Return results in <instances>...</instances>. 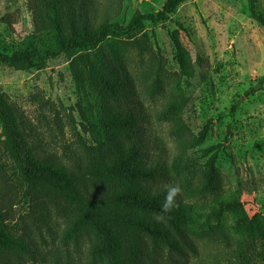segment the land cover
<instances>
[{
    "label": "rangeland",
    "instance_id": "374dc122",
    "mask_svg": "<svg viewBox=\"0 0 264 264\" xmlns=\"http://www.w3.org/2000/svg\"><path fill=\"white\" fill-rule=\"evenodd\" d=\"M165 0H93L100 15L119 11L114 21L126 24L135 12L156 13ZM257 10L264 15V0H257ZM177 30L188 51L194 73L182 79L188 106L183 119L192 136H197L209 122L204 141L186 151L191 170L186 176L197 183L203 165L213 158L221 194L238 199L249 214L264 217V90L251 92L264 79V27L254 20L247 0H186L164 22H144L140 32L121 39V50L108 41L126 80L116 101L102 95L97 87L82 82L72 69L73 57L62 54L40 69L15 70L0 63V92L26 121L27 140L45 150L53 159L67 163L83 143H103V121L113 115L133 113L139 142L138 155L143 165L169 167L177 154V138L170 133L168 121L158 117L170 86L178 72L168 31ZM33 35L31 15L26 0H0V52L10 53L30 47ZM144 42L161 59V84L151 87L145 71L148 55L139 56L134 43ZM103 51L106 47L101 46ZM107 51V50H106ZM120 70V69H119ZM235 105V108L231 109ZM0 124V141L2 140ZM212 147L206 156L201 150ZM13 167L0 152V172L14 178ZM197 171V173H195ZM171 184L163 178L152 185ZM207 194L205 200L189 203L202 206L205 212L218 209ZM45 204L35 210L27 198L19 196L8 216L13 223L23 220L34 228L37 253L28 264H105L90 253V232L73 237L67 234L71 217L65 200L47 192ZM117 207L112 202L102 209ZM108 213V212H102ZM131 214V213H130ZM33 215V216H32ZM107 215V214H106ZM108 217V216H107ZM216 221L210 218L208 223ZM205 218L178 229L173 246L153 245L139 234L132 264H205L218 253L222 244L205 234ZM264 264V260L261 262Z\"/></svg>",
    "mask_w": 264,
    "mask_h": 264
},
{
    "label": "trees",
    "instance_id": "16d2710c",
    "mask_svg": "<svg viewBox=\"0 0 264 264\" xmlns=\"http://www.w3.org/2000/svg\"><path fill=\"white\" fill-rule=\"evenodd\" d=\"M92 1L26 0L33 23L30 47L0 52V63L15 70L40 69L49 60L66 54L73 57L71 67L82 82L92 84L102 95L116 101L127 72L110 50L108 41H113L112 45L119 47L122 55L126 49L122 38L139 33L144 22H164L186 0H165L156 13L135 12L126 24L114 21L119 11L109 15L110 7L100 15ZM247 1L251 17L264 27V15L257 10V0ZM167 35L178 72L158 117L168 121L170 133L177 138V154L170 164L171 178L165 164L150 167L141 163L137 117L131 111L120 115L107 112L102 123L103 143L95 146L83 143L79 152L73 153L65 163L27 140L26 121L0 92V152L12 164L14 176L0 172V264H28L38 252L33 240L34 228L25 223L28 220L13 223L8 213L21 196L30 201L34 215V209L45 204L43 196L47 192L65 200L69 207L67 234L76 237L92 233L90 253L105 264H132L136 253L130 249L138 245L139 234L153 245L173 246L178 229L203 217L207 224L205 234L217 245L222 244V249L205 264H261L264 260V217L256 213L249 215L238 199H229L218 191L212 166L215 154L203 165L195 185L186 176L192 166L185 161L186 151L204 141L211 125L207 122L197 136H192L184 122L188 99L184 97L181 80L191 78L194 68L178 31H168ZM102 45L107 51H103ZM134 46L139 56L148 55L145 71L152 80L151 87L158 88L163 70L161 59L142 41ZM262 90L264 79L250 91ZM211 151L212 147L201 150L204 156ZM163 178L171 181L170 186L180 189L179 206L163 214V220H157L168 184L161 187L152 184ZM207 194L219 206L210 214L204 207ZM189 198L205 200L198 206L189 203ZM110 202L117 208L104 211L102 208ZM210 218L216 222L208 223ZM64 264L79 263L66 260Z\"/></svg>",
    "mask_w": 264,
    "mask_h": 264
},
{
    "label": "clouds",
    "instance_id": "9594fccd",
    "mask_svg": "<svg viewBox=\"0 0 264 264\" xmlns=\"http://www.w3.org/2000/svg\"><path fill=\"white\" fill-rule=\"evenodd\" d=\"M165 197L161 204L160 213L156 214L157 220H163L164 215L166 213H170L174 208L179 206L178 196L180 193V189L176 186H165Z\"/></svg>",
    "mask_w": 264,
    "mask_h": 264
}]
</instances>
